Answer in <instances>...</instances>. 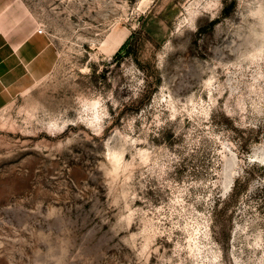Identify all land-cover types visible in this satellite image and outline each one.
I'll return each instance as SVG.
<instances>
[{
	"label": "rangeland",
	"instance_id": "rangeland-1",
	"mask_svg": "<svg viewBox=\"0 0 264 264\" xmlns=\"http://www.w3.org/2000/svg\"><path fill=\"white\" fill-rule=\"evenodd\" d=\"M0 264H264V0H0Z\"/></svg>",
	"mask_w": 264,
	"mask_h": 264
},
{
	"label": "trees",
	"instance_id": "trees-1",
	"mask_svg": "<svg viewBox=\"0 0 264 264\" xmlns=\"http://www.w3.org/2000/svg\"><path fill=\"white\" fill-rule=\"evenodd\" d=\"M135 32H133L131 35H130V37L126 40V42L124 43V45L122 46V49H125V48H127L128 46H131V44H132V42H133V40H134V38H135Z\"/></svg>",
	"mask_w": 264,
	"mask_h": 264
}]
</instances>
